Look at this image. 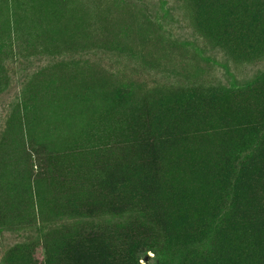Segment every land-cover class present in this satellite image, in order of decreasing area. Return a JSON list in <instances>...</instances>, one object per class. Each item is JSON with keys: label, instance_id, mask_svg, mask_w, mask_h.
Segmentation results:
<instances>
[{"label": "trees", "instance_id": "obj_1", "mask_svg": "<svg viewBox=\"0 0 264 264\" xmlns=\"http://www.w3.org/2000/svg\"><path fill=\"white\" fill-rule=\"evenodd\" d=\"M20 4L0 10V54L24 36L15 20ZM194 5L201 36L237 59L264 58V0ZM67 7L32 0L52 32L42 49L55 40L61 50L57 40L69 45L87 30L86 16ZM46 71V88L72 97L67 109L77 108V122L55 133L48 120L40 131L41 89L23 88L7 131L16 126L30 141L23 165L9 179L0 175V227L25 209L17 223L42 231L10 248L7 264H90V252L100 264H133L142 246L158 264H264V70L236 87L190 82L154 94L91 69H76L78 85L63 91L64 71ZM255 193L260 212L248 204Z\"/></svg>", "mask_w": 264, "mask_h": 264}, {"label": "rangeland", "instance_id": "obj_2", "mask_svg": "<svg viewBox=\"0 0 264 264\" xmlns=\"http://www.w3.org/2000/svg\"><path fill=\"white\" fill-rule=\"evenodd\" d=\"M9 1L0 0L2 12ZM65 1L69 12L83 13L88 23L87 30L78 32L71 44L65 45L62 40H57L64 46L60 50L57 46H51L54 40L49 42L46 49L39 47L52 39V32L46 18L31 11L32 0H20L15 20L18 31L24 36L19 42L16 41L18 44L13 52L6 49L7 52L0 54V175L3 172L7 178L15 174L17 166L23 165L28 151L24 148L30 141L28 135L22 137L21 129L16 126H12L9 133L7 129L21 92L29 82L36 85L37 90L41 89V100H35L41 117H38L40 131H44L46 126L43 122L48 120L56 122L57 127L52 129L55 133L63 130L64 121L77 122V108L67 109L73 102L72 97L55 96L46 88L48 81L44 73L49 68L53 72L62 70L66 74L59 81L63 91L78 85L79 81L72 78L76 69H83L87 73L91 69L95 76L107 77L116 83H131L144 93L151 94L190 82L236 87L264 70V58L237 59L201 36L195 29L194 0ZM1 17L0 14L2 30ZM54 35L56 39L59 37L57 32ZM39 71L41 75L33 79ZM73 127L78 129V125ZM216 146H219L218 142ZM249 196L248 204L253 210L257 208L255 198L258 194ZM3 200L4 197L0 195L1 218L6 208ZM263 204L261 202L260 206ZM21 210L9 213V217L7 214L9 223L0 227V264H7L5 256L10 248L33 241L41 234L38 226L17 223L28 212ZM137 253V261L133 264H158L153 250L142 246ZM44 256L43 245L37 244L35 257L42 260ZM85 256L89 261L84 262L100 264L93 253Z\"/></svg>", "mask_w": 264, "mask_h": 264}]
</instances>
